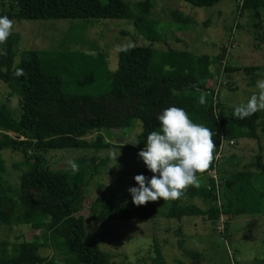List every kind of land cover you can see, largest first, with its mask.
Returning a JSON list of instances; mask_svg holds the SVG:
<instances>
[{"label": "trees", "instance_id": "trees-1", "mask_svg": "<svg viewBox=\"0 0 264 264\" xmlns=\"http://www.w3.org/2000/svg\"><path fill=\"white\" fill-rule=\"evenodd\" d=\"M154 1L136 0L129 4L126 0H6V4H0V16L16 21L125 18L148 41L146 45L118 49L113 70L108 69L103 51L24 49L13 65L14 46L18 41L15 32L6 45L0 46L7 52L0 55V80L17 95L20 111L13 117L6 105L0 103V152L18 151L22 155L20 164L28 165L20 170L18 184L12 186L3 177L4 161L0 157V225L29 222L31 228L47 233L51 247L58 246L64 253L58 263L55 257L38 253L43 244L36 237L12 242L0 239V264H97V254L83 243L86 219L98 222L144 219L153 223L159 207L165 203L167 218L201 216L213 225L220 214L233 217L264 213V162L259 155L254 163L246 165L256 167L257 171H229L224 177L213 161L209 169L214 168L218 181L215 183L207 177L208 169L199 176V186L189 187L184 197L176 201L162 203L160 200L135 206L132 198L124 202L114 193L102 191L87 195L91 179L99 173L97 167L108 161L106 150L120 147L133 148L136 153L142 150L147 135L153 130L159 131L156 116L164 108L181 107L194 123L210 128L215 133V154L219 149V134L234 142L264 135V111L239 119L233 115L234 107L223 110L218 101L214 113L210 94L206 93L204 103L200 102L207 81L218 72L211 69L213 57L151 46L153 42L165 41L164 33L159 30L161 25L150 18ZM183 1L208 7L219 0ZM239 1L241 9L254 13L264 7V0ZM189 26L188 16L173 11L163 29L179 32L188 30ZM17 68H22L25 75L17 77ZM226 69L249 72L253 67ZM110 131H119V135L133 132L129 139L134 143L108 141L105 132ZM92 133H95L93 138L85 137ZM61 148L90 150L91 169L79 168L73 173L50 165L46 153ZM141 163L140 172L134 171L135 175L147 177L150 171L142 160ZM104 174L108 177L109 172ZM125 174L132 175L130 171L119 172L111 181L118 184ZM95 187L101 188L102 183L95 181ZM132 187L138 185L134 183ZM189 198H198L207 207L186 201ZM84 206H87L86 218L75 215ZM181 243L178 236L177 246L181 247ZM154 251L155 264H165L158 249ZM185 253L192 259L190 264L198 262V252L187 250Z\"/></svg>", "mask_w": 264, "mask_h": 264}, {"label": "rangeland", "instance_id": "rangeland-1", "mask_svg": "<svg viewBox=\"0 0 264 264\" xmlns=\"http://www.w3.org/2000/svg\"><path fill=\"white\" fill-rule=\"evenodd\" d=\"M126 1L132 4L136 0ZM1 3L6 4V0H0ZM173 11L190 18L188 30L176 32L166 27L163 29ZM256 11L254 13L241 9L239 0H219L208 7L192 6L183 0H155L150 18L162 26L159 30L164 33L165 41L153 42L151 46L155 49H183L213 57L211 69L215 68L218 72L207 81L206 86H218L219 107L229 110L246 103L253 94H257L256 82L264 80V7ZM13 21V32L18 35L13 65L18 61L19 52L24 49L81 50L89 53L103 51L106 53L108 69L113 70L118 49L148 44V41L136 33L131 20L125 18ZM243 66L253 67V70L245 72L226 69ZM211 81L214 83L210 84ZM0 103L6 105L13 117L20 113L17 95L1 80ZM134 130H138V127L135 126ZM94 134H87L85 137L93 138ZM105 134V139L113 143H125V139L134 135L133 132L119 135V131ZM119 137H122L121 142L117 141ZM256 139L247 138L245 142L239 140L232 145L224 143L222 155L217 156L222 177L229 171H257L254 166H246L254 163L257 155L264 162V135H259ZM106 154L108 161L97 167L99 173L91 179L87 195L93 196L104 191L117 194L124 202H128L131 200L128 189L136 183L133 179L136 174L134 171L140 172L142 166L138 152L133 148L120 147L108 149ZM91 155L90 150L70 148L46 153L48 163L60 170H71L68 162L73 161L78 168L89 171L91 164L88 158ZM0 157L4 161L3 177L10 185H17L20 170L28 166L20 164L21 153L5 149L0 152ZM128 171L132 175L125 174L118 184L111 181L119 172ZM108 172L106 177L104 173ZM148 175L147 178L150 179L152 173ZM216 180L218 181V176ZM95 181L101 182L102 187L96 188ZM186 201L201 208L207 207L198 198ZM161 202L164 203L163 200ZM159 208V215L153 223L144 219L107 222L86 219L83 243L97 254V264H117L121 261L127 264H155L154 248L158 249L165 264H190L192 259L185 253L187 250L200 254L196 264H264V213L238 214L233 217L220 214L213 225L201 216L181 217L179 220L167 218L164 216L166 203ZM78 214L86 218L87 206L75 213ZM178 236L182 240L181 247L176 244ZM35 237L43 244L38 253L44 257L53 256L56 262L61 263L63 251L58 246H50L47 233L43 230L31 228L29 222L0 225V239L12 242Z\"/></svg>", "mask_w": 264, "mask_h": 264}, {"label": "clouds", "instance_id": "clouds-1", "mask_svg": "<svg viewBox=\"0 0 264 264\" xmlns=\"http://www.w3.org/2000/svg\"><path fill=\"white\" fill-rule=\"evenodd\" d=\"M13 29L14 21L6 15L0 16V46L7 44ZM6 54V50L0 47V55ZM15 75H25L24 70L17 68ZM256 88L257 94H253L246 103L234 106L235 117L245 119L264 111V80H258ZM205 95L201 94V103H204ZM156 119L159 131H151L144 148L138 152V157L152 176L149 179L143 174L135 175L133 179L138 187L128 189L135 206L183 198L189 187L199 186V176L209 169L215 159V133L202 124L194 123L183 108H164ZM68 163L73 173L79 171L75 162Z\"/></svg>", "mask_w": 264, "mask_h": 264}, {"label": "built area", "instance_id": "built-area-1", "mask_svg": "<svg viewBox=\"0 0 264 264\" xmlns=\"http://www.w3.org/2000/svg\"><path fill=\"white\" fill-rule=\"evenodd\" d=\"M213 83L214 82L211 81L210 84H213ZM206 88L207 89L205 90V93L210 94L211 101H212L213 111L215 113L217 111V109L214 108V105L218 101V86L217 85H213V86L208 85V86H206ZM225 142H226V145H232L234 143L233 140H231V139H228V140L227 139H224L223 136L221 134H219V146H218L219 149H218V152L215 154V160H214L215 163L217 162V159H218L217 156H220L221 155L220 154L221 153L220 150H221V148H222V146L224 145ZM206 174H207V177L214 179L215 183L217 182L214 168L209 169Z\"/></svg>", "mask_w": 264, "mask_h": 264}, {"label": "crops", "instance_id": "crops-1", "mask_svg": "<svg viewBox=\"0 0 264 264\" xmlns=\"http://www.w3.org/2000/svg\"><path fill=\"white\" fill-rule=\"evenodd\" d=\"M207 85V84H206ZM132 139V138H131ZM247 138H240V139H237L236 141H243V142H245V140H246ZM253 140H257V139H253ZM234 147V146H233ZM232 148V147H231ZM221 152V151H220ZM221 155H222V153H220ZM217 160H219V159H217ZM218 164V161L216 162V165ZM149 173H151V172H149ZM148 173V174H149ZM149 176V175H148ZM149 178V177H148ZM189 199H193V198H189ZM196 199V198H195Z\"/></svg>", "mask_w": 264, "mask_h": 264}, {"label": "water", "instance_id": "water-1", "mask_svg": "<svg viewBox=\"0 0 264 264\" xmlns=\"http://www.w3.org/2000/svg\"><path fill=\"white\" fill-rule=\"evenodd\" d=\"M128 143H130V144H132L133 143V139H125ZM117 141L118 142H121L122 141V137H119L118 139H117Z\"/></svg>", "mask_w": 264, "mask_h": 264}]
</instances>
